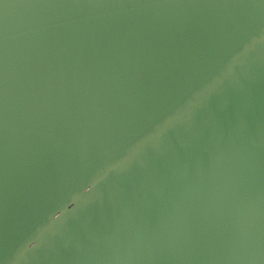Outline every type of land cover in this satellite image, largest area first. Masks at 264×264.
I'll use <instances>...</instances> for the list:
<instances>
[{
	"label": "water",
	"instance_id": "1",
	"mask_svg": "<svg viewBox=\"0 0 264 264\" xmlns=\"http://www.w3.org/2000/svg\"><path fill=\"white\" fill-rule=\"evenodd\" d=\"M0 264H264V0H0Z\"/></svg>",
	"mask_w": 264,
	"mask_h": 264
},
{
	"label": "clouds",
	"instance_id": "2",
	"mask_svg": "<svg viewBox=\"0 0 264 264\" xmlns=\"http://www.w3.org/2000/svg\"><path fill=\"white\" fill-rule=\"evenodd\" d=\"M197 106V103L190 102L188 106L180 112L177 116L165 122V124L159 127L152 135L145 138L143 141L137 143L135 147L129 151V153L122 158L115 165L111 166V171L113 172H123L128 169V167L133 163L139 160L141 154L145 151L147 145H151L153 148H159L162 144V139L166 133L177 126L178 123L189 121L193 115V109ZM80 197H74L73 202L69 203L65 209L66 212H72L75 210L76 201ZM69 205L71 207H69Z\"/></svg>",
	"mask_w": 264,
	"mask_h": 264
}]
</instances>
